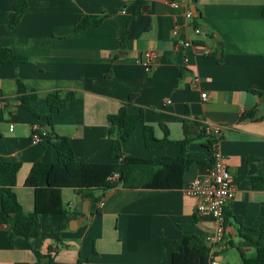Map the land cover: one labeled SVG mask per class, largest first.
I'll return each mask as SVG.
<instances>
[{
	"label": "crops",
	"instance_id": "obj_1",
	"mask_svg": "<svg viewBox=\"0 0 264 264\" xmlns=\"http://www.w3.org/2000/svg\"><path fill=\"white\" fill-rule=\"evenodd\" d=\"M167 1L146 0L142 13L134 14V0H28V9L13 24L16 0H0V48L27 57L0 66V91L6 97V107L0 106V159L22 164L14 190L28 217L35 216V190L25 184L32 165L38 160L56 162L58 154L47 139L33 142L37 118L20 107L19 80L29 91L36 90L33 106L41 114L49 113V92L74 93L54 115L53 130L70 137L77 162L116 161L110 157L107 118L131 94L136 98L129 112L143 109L145 121L123 143L124 156L180 154L178 144L148 149L146 124L158 138L165 136L164 125L169 139L182 140L187 123L196 138L188 150L196 161L184 176L183 188H64L66 212L39 215L31 235L45 237L40 248L44 257H36L21 233L10 243V227L18 218L12 215L9 223H0V264H49L50 256L54 264H171L182 233L206 239L214 235L213 215L198 213V199L185 193L189 182L209 168L210 150L205 139L197 137L204 120L222 128L219 149L236 185L217 259L239 264L235 246L249 258L256 256V245L240 237L238 220L253 229L264 225V186L253 185L254 177L262 178L264 185V118H257L264 116V0H177L208 32V55L191 26L173 35L174 24L185 18ZM86 14L107 17L97 27L76 30ZM185 38L194 45L184 46ZM147 50L159 54L152 68L137 60ZM246 111L255 116L242 119ZM40 123L51 130L46 119ZM102 199L104 205L99 206ZM1 200L0 186V207Z\"/></svg>",
	"mask_w": 264,
	"mask_h": 264
},
{
	"label": "trees",
	"instance_id": "obj_2",
	"mask_svg": "<svg viewBox=\"0 0 264 264\" xmlns=\"http://www.w3.org/2000/svg\"><path fill=\"white\" fill-rule=\"evenodd\" d=\"M145 3L146 0H134V14L142 13ZM27 9L28 0H16L13 24L19 22L22 14ZM106 17L107 14L83 15L76 25V30L97 27ZM196 19L197 17L194 18V24L199 26L195 21ZM127 33L128 30L123 32L122 39L126 37ZM25 61H27L26 56L17 55L9 48H0V66L5 63ZM258 93L262 95L261 92ZM73 97L74 93L71 91L65 96L61 95L60 90L49 92L47 95L49 113L41 114L33 106V101L37 98L36 90L29 91L22 81H18L16 98L20 101V107L33 113L39 122L43 118L47 120L51 130L48 131L46 139L56 148L58 154L56 162L36 161L26 178L25 184L35 190V216L28 217L25 214L14 190L18 172L22 165L21 162L0 159V186L2 189L0 223H9L10 217L17 215V220L10 227L9 241L12 243L17 233H21L28 239L30 247L38 259L44 257L40 248L45 237L39 232L36 233L34 238L31 235L38 225L39 215L66 212L63 201L64 188H74L78 191L109 190L118 187L126 189L142 187L183 188L184 176L196 161L188 156L189 146L196 138L190 134L187 123H184L185 137L182 140L169 139V129L164 125H162L165 132L163 138L156 137L152 125L146 124L144 126L145 146L148 149L178 144L181 146L179 155L156 156L148 159L123 155V143L134 135L138 123L145 121L143 109L138 113L129 112L128 105L136 98V94H131L120 109L116 113L109 114L107 118L106 136L112 139L110 157L116 161L93 162L85 160L77 162L70 137L59 135L53 130L54 115L65 108L68 100ZM254 116L253 111H246L241 118L248 119ZM257 118H264V116ZM199 125L201 130L198 132L197 137L204 138V145L210 149L216 140L206 133L203 123ZM206 161L207 165L211 167L212 158L208 157ZM262 181V178L254 177V187L264 186ZM230 215L228 207H226L224 225ZM238 223L240 224L238 232L240 237L256 245V256L249 258L243 249L231 243L240 252L241 262L239 264H264V225L258 229H253L245 226L241 220H238ZM246 229L258 231V235L254 236L251 232H245ZM177 242L180 249L173 254L171 264H211V247L206 238L197 234L182 233ZM49 264H54L51 256Z\"/></svg>",
	"mask_w": 264,
	"mask_h": 264
},
{
	"label": "built area",
	"instance_id": "obj_3",
	"mask_svg": "<svg viewBox=\"0 0 264 264\" xmlns=\"http://www.w3.org/2000/svg\"><path fill=\"white\" fill-rule=\"evenodd\" d=\"M173 8L179 10L185 18V22H176L172 28L174 36L179 35L180 31L188 26L193 28L195 34L201 38V45L204 47L205 54H211L210 48L206 45V41L209 38L208 32L200 26L194 24L195 14L186 5L181 4L177 0L167 1ZM181 42L186 47L193 46L194 43L189 39H182ZM159 58L158 51L147 50L141 53L137 60L140 63L152 68L156 60ZM186 60V59H185ZM200 77H195V82H199ZM202 98H207V93H202ZM169 103L172 101L170 98L167 100ZM0 106L6 107V97L0 91ZM206 128V133L215 138L210 150V157L212 158V165L207 171L195 178H193L189 184L185 187V193L188 196H192L198 199L196 211L198 213H210L213 215L216 221V231L214 235L209 236L206 240L211 247L210 262L211 264H221L217 259L218 249L224 242L226 228L224 225L225 210L228 207L229 202L235 195L236 185L234 178L230 172L226 160L219 149V141L222 137V128L220 125L210 121H202ZM12 129V128H11ZM48 130L39 121L32 124V140L34 143H41L46 140ZM117 176V175H116ZM104 205V200L99 201V206Z\"/></svg>",
	"mask_w": 264,
	"mask_h": 264
},
{
	"label": "rangeland",
	"instance_id": "obj_4",
	"mask_svg": "<svg viewBox=\"0 0 264 264\" xmlns=\"http://www.w3.org/2000/svg\"><path fill=\"white\" fill-rule=\"evenodd\" d=\"M233 252H235V254H238L237 251H233Z\"/></svg>",
	"mask_w": 264,
	"mask_h": 264
}]
</instances>
